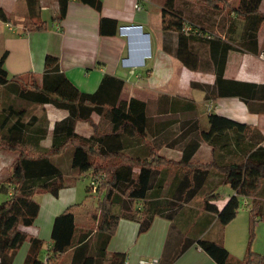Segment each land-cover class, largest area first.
Returning a JSON list of instances; mask_svg holds the SVG:
<instances>
[{"label": "crops", "instance_id": "obj_1", "mask_svg": "<svg viewBox=\"0 0 264 264\" xmlns=\"http://www.w3.org/2000/svg\"><path fill=\"white\" fill-rule=\"evenodd\" d=\"M100 1L101 9L97 10L81 0H68L65 16L58 20V0H36L31 13L25 0H0V8L6 16L5 21L0 19V57L6 52L4 66L8 75L32 73L40 80L44 58L49 54L58 58L60 71L83 92L94 91L105 74L122 79L121 98L132 103V110L146 115L145 137H132L124 150L133 158L155 162L157 155L178 161L193 141L198 146L192 162L228 163L247 157L264 162V59L259 56L264 52V20L257 31L256 45L250 48L242 45L246 41V21L238 19L235 13L200 10L191 3L180 7V0H176L178 14L196 26L188 34L182 32L184 24L181 31L162 24L165 0ZM227 2L234 7L239 0ZM136 4L141 8L136 9ZM258 11L264 15V0ZM101 18L114 21L105 22L103 33ZM128 24H139L148 34L145 53L134 49L131 37L118 31L119 26ZM180 35L193 36L184 41L183 60L177 56ZM208 39L236 47L226 53L223 79L260 86L256 89L257 95L249 98V106L238 96H214L213 92L205 98L204 91L190 86L191 82L214 84ZM187 48L197 59L196 68L187 66ZM126 57L128 61L123 62ZM10 110L24 113L9 115ZM211 114L238 126L231 127L217 119L218 130L203 139L201 131L209 130ZM67 115L65 109L49 103L34 104L0 86V139L10 137L30 155L37 156L50 148L55 122ZM91 118L97 124L100 116L92 114ZM15 122L18 124L12 128ZM74 130L86 137L94 131L85 121H76ZM72 154L73 147L69 146L50 157L63 175L64 186L55 196L46 192L33 195L38 213L34 222L23 228L28 238L41 241L36 254L41 264H108L114 253L125 255L124 264H141L148 260H157L158 264H214L196 244L199 239L223 245L230 254L227 264H239L243 258L245 248L239 236L227 237L228 224L221 225L216 214L201 209L202 198L207 193L217 194L213 203L218 209L235 194L228 184L221 182L222 174L215 168L208 169L200 190L182 204L172 218L165 216L169 210L152 214L149 228L139 232V220L150 214L144 210L145 202L158 200L159 208L165 207L171 200L170 193L175 191L170 188L177 185L186 167L161 165L153 169L156 171L152 176L155 173L157 179L152 178L149 191L153 193L160 182L159 196L132 200L133 208L139 210L136 218H119L113 234L106 240L105 234L97 231L98 221L91 218L98 197L103 193L90 191L88 172L80 174L72 167ZM19 155L18 149L0 148V186H7L5 181ZM133 171L135 176L138 170ZM6 198L0 196V203ZM238 201L243 209L250 210L251 197L238 196ZM115 209L119 211V207ZM65 211L73 214L74 245L55 254L51 236L53 223L55 217ZM28 240L15 251L11 264H26Z\"/></svg>", "mask_w": 264, "mask_h": 264}, {"label": "trees", "instance_id": "obj_2", "mask_svg": "<svg viewBox=\"0 0 264 264\" xmlns=\"http://www.w3.org/2000/svg\"><path fill=\"white\" fill-rule=\"evenodd\" d=\"M28 11H34L36 0H25ZM68 0H58L59 12L57 19L65 16ZM96 8L101 9L100 0H81ZM207 7L209 10H225L227 13H235L238 19L246 21V41L243 46L256 45L257 31L264 15L259 13L261 0H239L234 7L226 0H192ZM176 0H165L162 7V24L172 26L181 31L182 24L189 22L190 28L196 27L192 21L184 19L178 14L175 7ZM171 16L168 20L167 17ZM0 19L6 20L3 10L0 8ZM168 20L167 24H165ZM112 20L101 18L100 29L103 33V25ZM42 26H38L39 28ZM112 32V31H111ZM193 36L180 35L177 56L183 60L184 41ZM210 60L214 66L215 80L212 86L191 82L192 88L204 91L205 98L211 93L214 96H238L249 106V98L257 95L256 89L260 86L253 83H244L223 79V69L226 53L234 49L233 45L216 39H208ZM221 42V43H220ZM6 52L0 57V86L6 87L8 91L20 98L30 100L34 104L49 103L56 108L65 109L68 115L56 121L52 130L51 146L34 156L26 153L19 143L10 137L0 139V148L18 149L19 157L13 162L9 177L2 184L0 191L8 193L7 198L0 203V264H11L15 251L29 239L30 247L26 258V264H41L37 259V250L41 241L28 238L23 229L30 226L38 213V203L33 199L35 193L46 192L57 195L64 186V178L51 161L50 157L60 154L67 147H73L71 159L72 167L80 174L90 172L93 175L104 174V179L97 188L98 202L93 221L97 220V231L106 236V240L113 234L117 221L121 217L135 219L139 210L133 208L132 200H147L148 196H159L161 184L156 186L155 191H149L151 180L154 178L153 169L164 165L168 167L185 168L182 178L175 189L170 193V199L165 207L159 208L160 201L148 200L144 204V210L150 214L139 220V232L146 231L151 222L152 214L162 210H169L165 216L172 218L173 213L190 201L200 190L208 169L215 168L222 174V183L228 184L235 192L230 196L221 209L213 203L217 194L210 192L202 198L201 209L216 214L221 225H226L237 213L239 207L238 196H249L252 198L249 210L250 225L253 227L258 219H264V162H257L247 157L243 161L219 163L211 160L206 163L192 162V156L198 143L191 142L183 151L180 160H165L156 155L155 162L147 159L133 158L125 153L132 137L142 139L146 135V115L143 111L132 110V103L121 98L124 81L113 75H103L97 88L93 92H83L78 89L60 71L57 57L47 54L44 58V68L39 80L32 73L20 75H8L4 66ZM187 66L196 68L197 59L187 48ZM24 77H28L27 82ZM251 108V107H250ZM16 113L21 116L23 111L10 110L9 115ZM97 114L104 118L110 125L109 132H99L97 125L93 122L91 115ZM223 122L231 127H237L236 123L224 120L217 115H209L210 128L207 132L201 131V138L208 139L217 131L215 120ZM76 121H85L92 125L93 133L86 137L75 132ZM16 123V124H15ZM15 128L18 122H15ZM45 135V131H43ZM134 169L138 173L134 176ZM164 180V179H163ZM160 181V180H159ZM90 189V186H89ZM10 191V195H9ZM91 191V189H90ZM170 206V207H169ZM119 207V211H116ZM165 208V209H162ZM145 212V211H144ZM74 218L73 214L65 211L55 217L52 228L53 252L60 254L74 245ZM81 237L80 239H82ZM196 244L208 254L214 264H227L230 259L228 250L221 244L199 239ZM184 248V247H183ZM125 255L114 253L108 264H124ZM239 264H264V254L253 252L250 249V241L245 254Z\"/></svg>", "mask_w": 264, "mask_h": 264}, {"label": "rangeland", "instance_id": "obj_3", "mask_svg": "<svg viewBox=\"0 0 264 264\" xmlns=\"http://www.w3.org/2000/svg\"><path fill=\"white\" fill-rule=\"evenodd\" d=\"M179 2H180V4H182V5H179L180 7L183 6L185 3H191L197 9L209 10L207 7L203 6L202 4H199L196 1L180 0ZM183 24L186 27L188 25L190 26L189 22L183 23ZM183 24H182V26H183ZM194 28H196V27H194ZM182 29H183V27H182ZM191 30H193V29L191 28L189 30V32H191ZM182 32H183V30H182ZM189 32H188V34H189ZM200 34H203V33L200 32ZM24 79L27 82L29 81L28 77H24ZM126 95H127V93L125 92L124 97H126ZM107 122L108 121L102 117L98 118V123L96 125H97L99 132H106L107 130L108 131L110 130V125H105ZM81 134H83V133H81ZM0 196L5 198L8 196V193L0 192ZM163 196H167V195H163ZM227 224H228L227 229H226L227 237L239 236L241 244H244L245 250H246V248L249 244V241H250V249L253 252L259 253L261 255L264 254V219H258L257 222L255 223V225L252 227L250 225V220H249V211L246 209H243L241 207V202H240L236 216L231 221H229Z\"/></svg>", "mask_w": 264, "mask_h": 264}, {"label": "built area", "instance_id": "obj_4", "mask_svg": "<svg viewBox=\"0 0 264 264\" xmlns=\"http://www.w3.org/2000/svg\"><path fill=\"white\" fill-rule=\"evenodd\" d=\"M136 9H140L141 7L136 4L135 5ZM190 26L188 25L183 26V31L184 32H189L190 30ZM118 31L120 33H122L123 35H125L126 37H131L130 38V42L131 45L133 46V48L138 49V51H141L142 53H145L147 50V44H146V36L148 34H146L145 32L142 31V26L139 24H128V25H121L118 27ZM260 58L264 59V52L260 53ZM128 57L123 58L122 61L123 62H127L128 61ZM88 185L90 186V189L93 193H96L98 186L100 185V183L103 181L104 179V174H97V175H93L91 172H88ZM9 195H10V191H9ZM141 264H158L157 260H148V261H144Z\"/></svg>", "mask_w": 264, "mask_h": 264}]
</instances>
